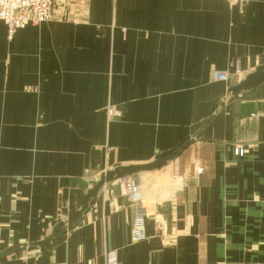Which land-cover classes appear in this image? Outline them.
<instances>
[{"label": "crops", "instance_id": "crops-1", "mask_svg": "<svg viewBox=\"0 0 264 264\" xmlns=\"http://www.w3.org/2000/svg\"><path fill=\"white\" fill-rule=\"evenodd\" d=\"M263 64L264 0L62 3L11 39L0 22V264H264V82L225 102ZM190 140L134 176L142 206L109 183L19 248L65 230L81 180Z\"/></svg>", "mask_w": 264, "mask_h": 264}, {"label": "water", "instance_id": "water-1", "mask_svg": "<svg viewBox=\"0 0 264 264\" xmlns=\"http://www.w3.org/2000/svg\"><path fill=\"white\" fill-rule=\"evenodd\" d=\"M262 82H264V64L254 68L237 85L230 87L227 90L228 97L226 98L225 102H227L233 96L240 92L255 88ZM224 103H221V105H223ZM193 142V140L187 141L176 148L172 153L165 155L151 163L143 165H124L113 170L102 172L98 174L95 179L88 178L81 180L79 182V188L82 192L81 204L76 210H74L67 216L65 230L58 235H51L43 241L33 243L29 246L21 245L19 246V248L23 249L26 247H50L57 238L65 236L73 229L75 223L82 218L83 213L87 209L89 201L91 199L97 198L100 189L109 183L116 182L117 187L120 188L122 181L126 179L128 181L130 189H136L138 192V198L136 200H134L130 194H127L126 196L128 200L131 204L140 203L142 206V190L139 187V184L134 176L142 172L152 171L161 167H165L168 162L172 161L177 155H180ZM145 214L147 218L149 216V213L146 212ZM9 253V250L1 252L0 258L8 255Z\"/></svg>", "mask_w": 264, "mask_h": 264}, {"label": "built area", "instance_id": "built-area-1", "mask_svg": "<svg viewBox=\"0 0 264 264\" xmlns=\"http://www.w3.org/2000/svg\"><path fill=\"white\" fill-rule=\"evenodd\" d=\"M61 0H0V22L6 28L7 38L11 39L16 31L25 28L27 25H38L47 22L52 17L53 7ZM91 0H62L64 3L81 2L84 6L85 13L87 12L88 4ZM229 3H236L239 0H226ZM229 75L225 72H213L212 80L215 82H226ZM109 116H119V112L109 110ZM236 155L242 156L243 149H236ZM128 181L124 179L121 183L122 188H125ZM125 194H130L134 200L138 198L136 189H130L129 185L125 188ZM144 217L139 216L136 219L135 239H145L143 232Z\"/></svg>", "mask_w": 264, "mask_h": 264}, {"label": "rangeland", "instance_id": "rangeland-1", "mask_svg": "<svg viewBox=\"0 0 264 264\" xmlns=\"http://www.w3.org/2000/svg\"><path fill=\"white\" fill-rule=\"evenodd\" d=\"M62 3H64V2H62V0L59 1V2H57V3L55 4V6L53 7V10L56 9L57 6L62 5ZM53 10H52V11H53ZM108 112H109V110H107V114H108ZM113 117H116V116H113Z\"/></svg>", "mask_w": 264, "mask_h": 264}]
</instances>
